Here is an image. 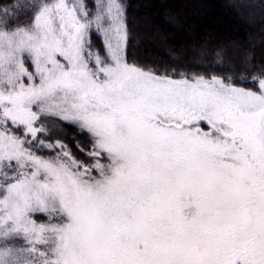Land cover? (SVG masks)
<instances>
[{"label":"snow or ice","instance_id":"1","mask_svg":"<svg viewBox=\"0 0 264 264\" xmlns=\"http://www.w3.org/2000/svg\"><path fill=\"white\" fill-rule=\"evenodd\" d=\"M127 40L119 0L0 4V264H264V70L157 74Z\"/></svg>","mask_w":264,"mask_h":264},{"label":"trees","instance_id":"2","mask_svg":"<svg viewBox=\"0 0 264 264\" xmlns=\"http://www.w3.org/2000/svg\"><path fill=\"white\" fill-rule=\"evenodd\" d=\"M29 4L44 0H27ZM18 0H0L13 5ZM127 25V62L157 74L184 72L189 77H233L236 86L257 89L252 76L264 70V0H119ZM94 11L95 0H86ZM21 25L31 23L20 15ZM97 38V37H95ZM99 48V39L95 47ZM178 77V76H177ZM248 83L241 84V78ZM63 142L81 161L89 138ZM77 140L81 143L78 145ZM81 147L83 151H81ZM84 156V157H82Z\"/></svg>","mask_w":264,"mask_h":264},{"label":"rangeland","instance_id":"3","mask_svg":"<svg viewBox=\"0 0 264 264\" xmlns=\"http://www.w3.org/2000/svg\"><path fill=\"white\" fill-rule=\"evenodd\" d=\"M96 36L95 35H93L92 37H91V44H92V46H93V51L95 52V51H98L102 56H105L106 55V52H105V49H104V45H103V42H102V38H100L99 39V48H98V46H97V48L95 47V43L97 42V39L98 38H95ZM129 63V62H128ZM176 78H178V77H176ZM206 78H211V77H206ZM236 86V85H235ZM237 87H239V86H237ZM252 90H258V87H257V89H252ZM69 126H72V125H69ZM72 127H74V126H72ZM202 127L205 129V130H207V125L206 124H203L202 125ZM84 134L89 138V135H88V133L87 132H84ZM89 144H90V138H89ZM53 143H55V140H53ZM91 150V149H90ZM84 156H85V158L83 159V161H87L88 160V157H87V153L86 154H83ZM84 156H82V157H84ZM39 219H41V220H43L44 219V215L42 214V215H40L39 217H38ZM9 242H11V241H9Z\"/></svg>","mask_w":264,"mask_h":264}]
</instances>
